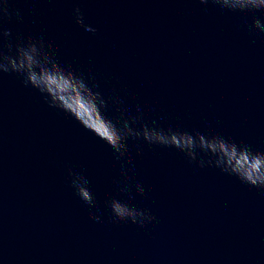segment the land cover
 Here are the masks:
<instances>
[{
  "label": "water",
  "instance_id": "obj_1",
  "mask_svg": "<svg viewBox=\"0 0 264 264\" xmlns=\"http://www.w3.org/2000/svg\"><path fill=\"white\" fill-rule=\"evenodd\" d=\"M8 7L21 17L3 24L13 42L42 36L132 114L139 106L162 126L264 150V37L247 31L248 14L196 0H9ZM76 7L94 34L76 25ZM129 155V176L145 189L129 202L156 217L143 228L109 221L105 202L120 198L111 149L5 74L0 264H264V192L197 168L171 148L142 145ZM69 168L90 180L100 223L70 187Z\"/></svg>",
  "mask_w": 264,
  "mask_h": 264
},
{
  "label": "clouds",
  "instance_id": "obj_2",
  "mask_svg": "<svg viewBox=\"0 0 264 264\" xmlns=\"http://www.w3.org/2000/svg\"><path fill=\"white\" fill-rule=\"evenodd\" d=\"M196 2L223 12L248 14L244 16L247 31L264 37V19L255 15H264V0ZM8 3L9 0L0 3V79L5 74H14L25 87L37 92L49 109L64 113L111 149L120 168L119 179L114 180L120 198L111 197L105 202L111 223H130L143 228L156 220L150 210L129 202L135 198L133 191L136 196L145 195L144 186L133 182L129 176L133 171L129 153L134 148L141 154L142 145L174 149L197 168L216 169L249 188L264 192V150L217 133L162 126L157 120H147L139 106L132 114L120 96L106 97L91 73H83L62 62L42 36H17L13 42L11 29L4 28L3 24L13 19V13L17 20L21 17L18 11L8 7ZM73 13L77 26L95 33L94 28L85 24L79 7L74 8ZM67 177L75 195L89 209V219L100 223V209L86 174L69 168Z\"/></svg>",
  "mask_w": 264,
  "mask_h": 264
}]
</instances>
